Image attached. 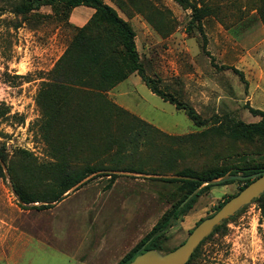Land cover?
Here are the masks:
<instances>
[{"label":"rangeland","instance_id":"1","mask_svg":"<svg viewBox=\"0 0 264 264\" xmlns=\"http://www.w3.org/2000/svg\"><path fill=\"white\" fill-rule=\"evenodd\" d=\"M19 1L0 0V143L8 162L18 161L24 149L44 163L51 160V149L40 133L44 116L39 102L44 81L73 36L75 8L61 17L43 6L39 12L48 15L43 22H28L12 12ZM105 1L135 29L147 74L160 89L194 106L206 123L196 125L184 109L133 73L106 92L127 112L115 118L113 135L134 116L177 138L156 134L154 145L142 146L136 155L116 144L105 148L103 118L94 110L87 119L91 136L68 143L70 168L164 172L160 165L166 158L178 163L174 171L263 163L264 140H233L212 128L229 119H261L248 107L264 110V0H192L208 8L200 23L175 0ZM234 68L243 71L247 82ZM97 91L81 89L71 99L95 108L101 104ZM107 174L93 175L46 209L33 207L41 202L20 203L10 171V179L5 172L0 175V264H118L183 195L181 183L166 178L117 174L111 183ZM242 185H213L201 194L183 217L172 220L163 251L183 243L202 218ZM190 264H264L260 204L246 206L206 239Z\"/></svg>","mask_w":264,"mask_h":264},{"label":"trees","instance_id":"2","mask_svg":"<svg viewBox=\"0 0 264 264\" xmlns=\"http://www.w3.org/2000/svg\"><path fill=\"white\" fill-rule=\"evenodd\" d=\"M175 1L184 8L192 10L193 21L200 23L204 17L209 15L207 7H199L192 0ZM81 5L93 7L95 12L83 26L72 25L74 30L73 36L64 54L50 71L49 79L44 81V89L39 102L44 116L40 133L51 149V160L39 163L32 151L22 149L19 151L20 158L18 161L8 162L5 148L0 143V157L9 167L13 186L18 196L25 203L41 202L42 204L33 206L38 209L52 207V202L59 200L62 195L67 193L87 176L100 170L99 167L91 165H87L82 169H71V158L73 154L70 153L68 155L66 152L68 143L72 141H76L77 143L86 142V136H91L93 126L88 123L87 119L94 110L96 113L101 114L103 118L101 123L103 133L101 132V136L105 141V148H109L111 144H116V147L120 148L119 150L126 148L132 155H136L142 146L154 145L153 139H155L156 134L167 138H177L167 135L150 123L134 116L128 125H125L113 135L111 131L115 127V118L122 114H127V112L109 100L106 92L109 88L126 80L131 74H139L154 93L176 104L178 108L184 109L196 125L203 126L206 123V120L194 106L180 101L173 95L160 89L157 82L147 74L137 48L135 29L129 21L118 13L114 6L105 0H20L13 6L12 12L22 16V19L28 22L34 20L41 23L48 16L47 14L39 12L43 6H51L61 17H65L68 16V12H71L74 8ZM1 15L2 12H0ZM19 26L21 25H17V27ZM234 70L240 75L243 81L247 82L243 71L237 68H234ZM85 88L99 90L97 91V95L101 99L100 106L94 108L86 102H74L71 99L73 94ZM248 108H250V111L254 115L261 117L258 122L246 123L244 121L229 119L225 123L223 121L220 122V125L212 128V130L218 129V132L227 135L233 140H250L254 137H259L264 140V110L253 107ZM207 132L203 131L204 134ZM173 159H163L160 168L164 169V172L153 173L187 175L198 179H164L170 182H180V190L183 192L182 197L157 222L149 234L118 264H127L130 262L139 254V251L147 242L148 244L142 251L149 249L163 251L161 242L166 238L167 231L173 225L174 221L183 217L193 207L196 199L213 185L227 184L235 181L243 184L236 194L227 198L208 217L215 214L225 202L237 195L251 182V179H233L223 183L204 185L203 180L220 178L229 173L249 175L264 169L263 162L260 164L250 163L221 168L213 167L203 172H199L190 166L174 171L178 167V163ZM129 169L130 171L147 173L143 171L142 167L135 169L131 167ZM0 175L5 176L1 163ZM107 175L111 176V183L118 177L115 173ZM195 190H197V193L193 198L185 206L181 207V203ZM253 202L260 204L262 218L264 219V194L256 198ZM24 208L26 207L24 206ZM205 218H202L197 225ZM230 219L216 227L203 242L220 231ZM172 220L174 221L172 222ZM199 247L186 264H190L193 261Z\"/></svg>","mask_w":264,"mask_h":264},{"label":"water","instance_id":"3","mask_svg":"<svg viewBox=\"0 0 264 264\" xmlns=\"http://www.w3.org/2000/svg\"><path fill=\"white\" fill-rule=\"evenodd\" d=\"M0 163L3 167L5 175L9 178V170L5 161L0 157ZM115 173V174H127L134 176H144V177H156V178H177V179H198L192 176L187 175H179V174H161V173H143V172H135V171H118L114 169H104L101 171H97L77 185H75L72 189L78 188L83 182L88 180L95 174L98 173ZM10 179V178H9ZM233 179L244 180L251 179V182L245 186L237 195L229 199L225 204L212 216L205 218L201 221L189 234L184 243L169 252H163L156 249H149L142 251L148 242L142 247L139 251V254L136 255L130 262L127 264H186L196 249L201 245L203 240L209 236L216 227L233 217L236 213L241 211L246 206L253 203V201L264 194V169L258 171L253 174L243 175V174H232L229 173L223 177L203 180V184H217L223 183L226 181H230ZM70 189V190H72ZM70 190L62 195L59 200L52 202L57 203L61 201ZM14 194L17 196L18 200L22 204H26L23 200L18 196L16 190L13 187ZM197 193L195 190L193 193L188 195V197L181 203V207L185 206L188 201ZM36 203V202H35ZM35 203H31L30 205H35ZM47 202H45L46 204Z\"/></svg>","mask_w":264,"mask_h":264},{"label":"crops","instance_id":"4","mask_svg":"<svg viewBox=\"0 0 264 264\" xmlns=\"http://www.w3.org/2000/svg\"><path fill=\"white\" fill-rule=\"evenodd\" d=\"M94 12L95 9L93 7L86 5L78 6L73 10L71 20L75 25L83 26L92 17Z\"/></svg>","mask_w":264,"mask_h":264}]
</instances>
